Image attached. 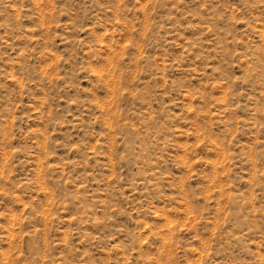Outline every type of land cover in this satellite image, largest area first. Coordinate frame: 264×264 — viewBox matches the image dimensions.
<instances>
[{"label": "rangeland", "instance_id": "rangeland-1", "mask_svg": "<svg viewBox=\"0 0 264 264\" xmlns=\"http://www.w3.org/2000/svg\"><path fill=\"white\" fill-rule=\"evenodd\" d=\"M0 264H264V0H0Z\"/></svg>", "mask_w": 264, "mask_h": 264}]
</instances>
